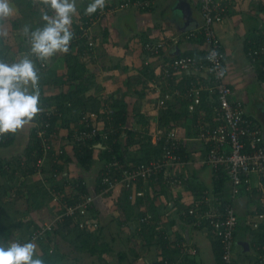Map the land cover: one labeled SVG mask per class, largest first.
Listing matches in <instances>:
<instances>
[{"label":"crops","instance_id":"0c3cea01","mask_svg":"<svg viewBox=\"0 0 264 264\" xmlns=\"http://www.w3.org/2000/svg\"><path fill=\"white\" fill-rule=\"evenodd\" d=\"M28 1L10 0V4L14 8V15L6 21L11 22V25L5 26L6 24L3 25L0 21V34L5 41V49H8L6 51L8 61L15 59L18 62L25 56L23 52L29 48L28 37L23 31L25 26H28L32 31L44 26L40 18L42 13L47 11V7L39 4L37 15H32L30 11L22 13L21 2ZM33 1V6L40 2V0ZM122 1L124 0H106L105 6L116 8ZM152 1L150 10L116 9L93 26L95 53L83 62L80 58V60L77 59L79 63L85 64L88 74L91 73V76L88 75L90 79L86 82L88 90L83 98L87 102L89 98L99 102L97 113L105 117L107 116L105 112L112 113L110 108L112 104L125 105L128 118L122 129L125 128L134 135L136 143L129 148L133 156L140 153L139 141L146 142L147 135L144 133L149 134L156 128L169 127L175 129L180 137H188L189 140L183 143L181 149L184 159L183 167L174 168V171L176 170L184 178V183L174 188H167L152 182L151 185L138 183L132 191L124 187H116L111 194L99 197L94 203L93 214L95 217H98L96 214L102 215L101 217L105 216L104 221L100 220L104 222L105 229L111 230L112 224L121 225L115 233L107 231L108 235H105L102 232L103 235L100 234L101 238H98L111 248V252L105 255L104 261L106 262L110 258L111 263L117 264L118 255L124 253L127 258L122 264H154L163 256L179 264H220L218 250L214 244L216 239L210 226L202 224L199 227H191L180 217L183 210L196 206L203 201L204 197L214 196L224 204H231L235 210L238 220L233 236L236 264H262L257 259L255 247L259 242H263L264 236L261 237L262 234L250 226L254 213L259 210L258 203L253 199L256 177L251 178L248 187H239L236 194L232 193V184L228 179L220 181L221 177L218 180L221 184L218 185L219 182L214 178L212 169L202 163L205 150L202 144L194 139L196 132L191 115L184 104L185 100L182 99L183 91L179 96H172L169 101H166L165 107L160 108L158 104L164 94L171 93L175 89L182 90L190 82L200 83L206 79L207 73L199 70L185 71L174 77L172 79L174 82L170 86H165L160 81V69L167 61L181 55L201 57L204 54L205 46L201 38L192 41L183 38V34L189 32L182 31L184 21L179 17L172 18V9L178 0ZM180 1H185L190 7V18L194 29L202 26L200 0ZM220 1L225 8V14L220 22L214 24V31L225 55V81L232 89L233 99L242 102L247 116L262 127L260 115L261 109L264 110V91L262 90L264 80L259 78V75L249 64L245 42L257 35L260 28L264 26V0ZM91 2L92 0H76L78 14L73 17L71 26L74 36L78 24L88 16L85 14V9ZM49 14L51 15L50 12ZM14 23H17L18 26L13 27ZM250 32H252V37L247 38ZM8 35L10 38L6 37ZM174 38L178 39L177 42L173 40ZM148 41H165L164 51H161L162 53L160 52L157 57L147 55L143 50V44ZM66 57L62 54L52 57L48 68L42 71L43 92L40 94V99L43 97L54 99L60 94H67L68 87L63 84L68 66ZM167 107L176 115V119L171 120L168 125L163 127L159 122V114ZM51 109L53 112V107ZM185 112L186 115H184ZM82 113L87 116L96 112L87 110ZM210 116L211 114H206V122H209ZM59 125L58 121L56 127ZM73 128L74 125H71L70 129ZM39 129L33 120L24 129L14 134L10 145L0 147V162L13 163L15 172L10 182L14 183L20 191L14 201L17 207L2 210L1 223L9 221L7 217L18 223L42 225L48 223L56 211L58 199L65 195V191L67 195L73 191L67 187L68 180H83L82 184L85 185L86 191L84 193L76 191L77 198L82 195H95L99 192L96 191L98 178L105 162H99L97 156L98 150H104V147L102 145L99 147L98 144L95 146L98 150L94 154V160L88 168H84L74 157L72 145L63 141L69 131L60 128L52 135L55 136V139L52 140L51 154L34 162L31 158H26V150L33 138L32 131L34 138L39 142L40 149L43 150L44 140L38 137ZM44 136L46 137V132ZM65 159L68 160L67 163H64ZM54 164L62 169L60 171L57 168L54 169ZM6 182L10 183L1 175L0 170V183ZM56 185H61L64 188V193L59 192L55 188ZM40 188L45 192V195L37 198L40 199V207L37 209L33 206L30 207L31 194L37 193ZM131 192L134 199L129 200ZM138 194L141 195L137 196ZM147 195H150L156 211L155 218L152 219L153 223L170 245H164V241L158 242L160 244L158 245L157 240L154 239L150 242V246H146L147 241L143 240V236L140 235L139 238H136L139 232L138 224H140L137 214L145 212V206L136 205V201L145 199ZM123 199L130 202L127 211L130 214L128 220L118 212L116 207L123 202ZM45 212L48 213L44 215ZM126 232L135 237L137 245L133 243L134 247L128 246V244L119 247V243H123L124 239L128 238ZM13 236V241L24 243L21 239L22 231L19 228H15ZM112 243H116V248L112 247ZM181 246L187 247L185 249H193L195 254L187 255L186 253L183 255ZM81 254L83 256L86 253ZM135 255L137 258L134 257Z\"/></svg>","mask_w":264,"mask_h":264},{"label":"built area","instance_id":"2783aa9c","mask_svg":"<svg viewBox=\"0 0 264 264\" xmlns=\"http://www.w3.org/2000/svg\"><path fill=\"white\" fill-rule=\"evenodd\" d=\"M152 0H124L116 8L104 6L95 13L88 15L77 27L76 35L70 42L67 54L78 56L85 61L95 53V42L92 28L98 22L105 19L114 10L126 8H139L150 10ZM200 12L203 20L202 26L183 34L186 40H203L205 51L201 57L181 55L167 61L160 69L159 79L165 86H170L172 79L180 73L190 70L205 71L206 79L200 83L190 82L182 90L175 89L166 93L158 102L160 108L165 107V102L172 96H179L183 91L182 99L187 102V111L193 122L196 132L194 139L202 144L205 150L203 165L213 171V176L218 181L225 177L232 184V193H238L239 187H248L251 178L256 177L255 194L253 199L259 205V210L253 215L251 228L263 233L264 230V130L257 125L245 112L242 102L233 99L230 86L226 83L225 55L216 38L214 24L220 22L225 14V8L220 0H200ZM177 42V38L173 39ZM246 57L252 69L257 74H264V26H262L255 37L246 40ZM28 55L35 63L36 68L45 71L49 61L42 62L35 56L30 55V44L27 40ZM166 42H145L143 50L152 57L159 56L164 51ZM216 56H209L211 52ZM162 53V52H161ZM60 55V54H57ZM56 56V55H55ZM208 57V58H207ZM15 59L8 61L11 64ZM206 92L207 104L211 108L209 122L205 116H200L201 94ZM41 112L34 118L41 119L37 122L38 137L44 140L42 143L45 153L51 149L52 144L44 136L45 128L48 126L47 118L52 110L50 107L39 104ZM50 108V109H49ZM102 113V111H100ZM107 116L97 113L85 115L83 126L73 130L70 140L76 143H97L107 149V142L116 134L112 127V113L105 112ZM193 115L195 117L193 118ZM46 117V119H45ZM146 139L152 146L158 147L159 154L156 159L145 165H133L130 162L124 163L111 157V160L101 167L97 187L99 192L95 195H82L76 198L73 205L65 207V213L56 217L60 220L62 216L75 217L78 219V227L87 231H96L97 224L93 218V207L95 201L102 196L111 194L116 187L134 190L138 183H157L167 188L181 186L184 178L174 168L183 167L184 159L181 155L183 143L189 140L188 137H180L178 132L172 128H156L151 133H144ZM7 134L0 135V144L4 143ZM96 144V145H97ZM111 151V149L109 150ZM138 194L137 196H140ZM129 200L134 199L132 192ZM181 218L193 227L202 224L209 225L215 239L220 246V259L222 264H236L234 258V233L238 225L235 210L231 204H224L217 197H204L203 201L194 207L182 211ZM150 217L140 222H148ZM46 230H50V224L45 223L41 228L33 230L32 239L37 240L43 237ZM32 234V233H31ZM182 247V246H181ZM182 247V254H195L193 249ZM255 251L260 263H264V241L259 242ZM155 264H179L169 259H161Z\"/></svg>","mask_w":264,"mask_h":264},{"label":"trees","instance_id":"16d2710c","mask_svg":"<svg viewBox=\"0 0 264 264\" xmlns=\"http://www.w3.org/2000/svg\"><path fill=\"white\" fill-rule=\"evenodd\" d=\"M33 2V0H29L28 2H21L20 9L22 13L24 11H30L32 15H37V7L39 6V4L41 6H43L44 4L38 2V4L33 6ZM5 22L7 21H2L3 25ZM16 26H18V24L14 23L13 27ZM4 42L5 41L0 34V61L7 63L8 59L6 58V51L8 49H5L6 47L4 46ZM66 56L68 66L63 84L68 87L67 94H60L54 99H52V97H43V99H40V102L43 105H46L50 108L53 107V112L49 114L47 119L45 117L48 124V126L45 128L46 139L52 144V140L55 139V136L53 137L52 135H54L58 129L63 128L64 130H67V132L69 131L68 136L66 138H63V141H67L72 145L74 157L84 168H88L94 160V154L96 150H98L95 146L99 141L97 140L96 143L72 142L70 138L73 131L71 130L82 128V126L84 125L83 118L85 114L82 112L89 110L90 112L97 113L100 103L95 101V99L93 98H89L88 102L83 98L84 94L88 90V83L86 82L88 81V79H90L86 70V66L85 64H82L83 61L81 63L78 62V56H71L69 54ZM37 71L42 78V71L38 69ZM258 75L261 80H264V74ZM42 88L43 83L41 79L40 94L43 92ZM184 104L185 106H187L186 101L184 102ZM110 108L112 109V127L116 130V134L107 142V149L98 150V161L107 163L110 161L111 157H114L116 160L122 163L127 161L133 165H145L149 161L156 159L159 154V149L158 147L150 145L148 142L149 139L146 138V142L144 140H140L138 143L140 150L139 155L133 156L130 153L129 148H131L133 146L132 144L136 142L134 141V135L131 131H128L125 128L122 129V127H125L126 120L128 118L126 107L125 105L119 103L114 105L112 104ZM199 112L200 116L211 114V108H209L207 104L206 92H203L201 94V106ZM184 115H186V112ZM194 117L195 115H193V118ZM173 119H176V115L173 114L169 107H167L164 111H161L159 114V122L162 123L163 127L168 125ZM40 121L41 119H35L34 122L37 123ZM58 121L60 122V125L56 127ZM71 125H74L73 129H70ZM33 133L34 132L32 131L33 138L26 150V158H31L32 161L36 162V160L41 159L42 157H47L49 154H51L52 148L45 153L44 149H40L39 142L34 138ZM13 136L14 134H7L5 142L0 144V147H7L8 145H10L13 140ZM110 149L111 151H109ZM67 162L68 160L65 159L64 163ZM5 163L0 162L1 175L6 179V181L10 182L15 172L13 170V163ZM53 168H57L59 171L60 169H62L56 164L53 165ZM224 179L225 177L223 176L222 180L220 179V181H223ZM82 183V179L68 180L67 187L71 188L73 191L70 195H67L66 193L62 198L58 199V206H56V211L52 215V218L48 220V223L50 224V230H46L42 238L33 240L31 237L33 235L32 231L41 228L44 224L18 223L13 219L7 217L9 221H6L5 223H1L0 221V244L7 245L11 243V241L14 240L13 233L15 228H19L20 231H22L21 239L24 241V243L34 242L37 245V249L39 252L38 256L42 259L43 264H63L62 261L65 259V255L64 253L61 254L59 251V242L67 244L71 249H73L74 251H78L79 253L88 252L90 256L97 255L98 260L104 263L105 255L111 252V248L109 247V245H107L106 243H102L101 240L98 239L101 238L100 231L98 234H93L95 231L90 234L89 232L80 229L78 227V219L75 217L71 218L69 216H62L60 220L56 219L57 216L63 215L65 213V207L67 205H73L74 200L77 198L75 196V194L77 193L76 191L79 190L82 193L86 191L85 185H83ZM149 184L151 185V183ZM220 184L221 182L218 183V185ZM55 188L59 192L64 193V188L61 185H56ZM96 191H99V187ZM44 193L45 192L40 188L37 193L31 194L32 198L30 199L31 203H29V206H33L34 208L36 207V209L39 208L40 199L37 198H40L41 195H45ZM18 194H20V191L16 188L14 183H0V214L3 209L8 210L14 207V201L18 197ZM141 204L145 206V212L142 214H137L139 216V219L142 220L148 216L150 217V220L148 222L142 223V228L139 229L137 235L143 236V240L147 241L146 246H150V242L154 241V239L157 240V243L160 241H164V245H170L168 244L166 237L162 233L157 231V227L153 223L154 221L152 219L155 218L156 211L150 195H147L145 199H137L136 205ZM129 205L130 202H128L127 199H123V202L116 206L118 212L123 214L126 220H128L130 217V214H128L127 212L129 209ZM261 234V237H263L264 230ZM51 243H53L54 246L53 251L50 248ZM214 244L218 250V259L220 261V264H222L220 259L221 255L219 242L216 240V243ZM172 245H174V243H172ZM134 257H136V255ZM126 258V254L124 253L118 255V260L121 263H123Z\"/></svg>","mask_w":264,"mask_h":264},{"label":"clouds","instance_id":"9594fccd","mask_svg":"<svg viewBox=\"0 0 264 264\" xmlns=\"http://www.w3.org/2000/svg\"><path fill=\"white\" fill-rule=\"evenodd\" d=\"M105 2L106 0H92L85 9V14L91 15L102 9ZM40 3L47 7V11L41 15L44 26L34 31L25 26L23 31L28 37L30 55L47 62L57 54L68 53L74 37L71 30L73 17L78 13L76 0H40ZM13 15L14 8L10 0H0V21ZM209 56L215 57L216 53L213 51ZM40 80L41 76L28 55L11 64L0 61V135L18 133L41 112ZM182 221L184 222L183 219ZM161 259L168 258L163 256L159 260ZM0 264H43V261L38 256L34 242H11L7 245L0 244Z\"/></svg>","mask_w":264,"mask_h":264},{"label":"rangeland","instance_id":"374dc122","mask_svg":"<svg viewBox=\"0 0 264 264\" xmlns=\"http://www.w3.org/2000/svg\"><path fill=\"white\" fill-rule=\"evenodd\" d=\"M40 20H41V18H40ZM5 23H6L5 26H10L11 25V22H5ZM6 29H8V28H6ZM250 36L252 37V32L248 33L247 38H249ZM6 37L10 38V35H8ZM90 74L91 73H89L88 75L91 76ZM262 90L264 91V85H262ZM65 194H66V191H65ZM14 207H17V205L15 204ZM46 213H48V212H45L43 214L45 215ZM96 215L98 216L97 218L95 217V214L92 215L93 218L95 219L96 224H97L96 231L93 234H98L99 231H100L101 235H103V233L105 235H108L107 231H109V232L112 231V233H115L116 229L118 230L119 227H121V225H117V223H116V224H112L111 225V230L105 229L104 228V226H105L104 222L100 221V220L104 221L106 219L105 216H103L104 217L103 218V217H101L102 215L101 216L99 214H96ZM106 215L109 216L108 214H106ZM101 225L103 226L102 228H101ZM140 228H142V224H138V229H140ZM88 231H91V228L88 227L87 232ZM92 232H89V233H92ZM125 234H126V237H128V238L124 239L123 243H119V247H122V246L124 247L126 244H128V246H133V247L135 245H137V241H136L135 237L131 233L126 232ZM101 235H100V237H101ZM137 237L139 238L138 235H136V238ZM13 242H18V241H13ZM133 243H135V245ZM53 247H54L53 243H51L50 248L52 249V251H53ZM112 247L116 248V243H112ZM59 251H60L61 254L64 253V255H65V259L62 261L63 264H113V263H111L112 260L110 258L106 262L103 263L102 261L98 260L97 255L89 256L88 252H86V254H83V256H81L82 255L81 253H79L78 251H74L67 244L62 243V242H59ZM117 251H118V249H117ZM119 251H121V250H119ZM113 256H116V255H113ZM135 258H137V257H135ZM123 263H125V260L123 261ZM117 264H122V263L118 260Z\"/></svg>","mask_w":264,"mask_h":264},{"label":"water","instance_id":"95a60500","mask_svg":"<svg viewBox=\"0 0 264 264\" xmlns=\"http://www.w3.org/2000/svg\"><path fill=\"white\" fill-rule=\"evenodd\" d=\"M172 18H177L179 17V19H182V21H184V27L182 29V31H190L193 30L195 27H193V24L191 23V12H190V7L188 6V3H186L185 1H180L178 0L176 2V4L174 5L173 9H172ZM175 21V19H173ZM260 119H261V125L263 130H264V110L261 109V115H260ZM100 147V145H99Z\"/></svg>","mask_w":264,"mask_h":264}]
</instances>
